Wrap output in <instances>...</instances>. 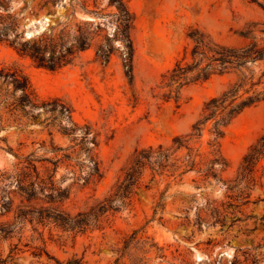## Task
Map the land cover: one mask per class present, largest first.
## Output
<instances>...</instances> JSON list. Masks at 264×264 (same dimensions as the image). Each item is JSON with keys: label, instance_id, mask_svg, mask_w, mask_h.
<instances>
[{"label": "rangeland", "instance_id": "rangeland-1", "mask_svg": "<svg viewBox=\"0 0 264 264\" xmlns=\"http://www.w3.org/2000/svg\"><path fill=\"white\" fill-rule=\"evenodd\" d=\"M124 1L134 15L130 33L132 81L125 74L117 50L106 65L94 61L90 50L73 65L48 71L35 67L6 42H0V71L25 77L38 103L60 100L70 108L75 123L89 124L98 135L99 144L94 153L101 169L99 180L80 187L74 183L71 168L60 166L57 170V187L69 189L68 198L59 208L71 215L88 210L108 193L135 150L159 144L168 146L175 136L190 133L192 125L201 118L206 101L218 97L242 74L247 78L252 76L243 88L247 89L249 82H256L264 70L262 63L259 66L247 63L240 71L215 74L182 87L178 100L166 99L163 95L168 89L162 87V76L177 61L183 65L192 61V32L199 31L213 42L229 47L246 46L253 36L263 44L260 39H264V33L260 29H264V0ZM99 2L104 8L107 0ZM73 8H76L75 18ZM108 12L111 8L103 13ZM7 14L16 17L18 33L23 39H27L23 35L27 23L36 26L29 37L35 38L56 24L59 29L64 24L83 20L81 16L86 15L79 11L77 0H55L54 4L52 0H0V16ZM99 20L103 37L112 36L111 18L103 15ZM251 29L253 35L248 34ZM117 45L114 42L115 48ZM261 87L255 86V90ZM5 89L6 84L0 81V92ZM32 112H40V116L27 118L18 111L3 109L0 104V173L14 170L19 162L15 155L26 156L33 151L43 154L38 144L41 140L48 144L50 140L46 130L41 132L42 122L49 114L43 113L41 107ZM61 120L66 122L65 118ZM19 122L27 124L21 128ZM212 127L213 121L208 122L201 138H193L190 145L200 148L207 157L212 151H219L226 163L219 171L221 181L203 182L195 173L156 179L150 189L143 185L137 188L131 206L109 217L102 229L71 233L52 224L30 222L28 218L17 221L20 199L12 193L14 184L3 183L0 231L9 224L14 228L8 234L0 232V264H65L73 259L83 264H116L117 259V264H235V259L239 260L238 264H253L243 262L245 253L255 255V264H264V186H256L249 202L239 207L236 206L241 202L229 199L231 193L226 191V184L234 179L243 156L264 135V102L245 109L222 128L220 138L215 137ZM51 130L56 144L63 147L69 144L68 138L56 132V126ZM79 160L87 161L84 155ZM78 169L75 168L76 173ZM144 181H148V176ZM162 192L164 209L153 214ZM8 196L13 204L6 212ZM212 202L218 206L224 204L223 225L214 223L207 212L206 204ZM197 214L207 223L198 227L194 222ZM134 231L136 238L121 256L119 250L124 240Z\"/></svg>", "mask_w": 264, "mask_h": 264}, {"label": "trees", "instance_id": "trees-1", "mask_svg": "<svg viewBox=\"0 0 264 264\" xmlns=\"http://www.w3.org/2000/svg\"><path fill=\"white\" fill-rule=\"evenodd\" d=\"M99 1L77 0L79 11L91 16L92 20H77L64 24L59 29L57 28L59 25L56 24L49 31L35 38H22L18 33L15 16L11 14L0 16V42H6L19 57L28 59L35 67L48 71L71 66L90 50L93 51L94 61L106 65L117 50L125 74L132 81L133 44L130 33L134 24V15L124 0H107L104 8ZM54 2L55 0H52L53 4ZM108 8H111V12L104 14L103 12ZM75 15L76 8H73L72 17L75 18ZM103 15L111 18L114 24L112 36L105 34L103 37V26L99 20ZM260 32L264 33V29H260ZM248 34L253 35L254 29L248 31ZM190 37L194 43L190 52L192 61L184 65L182 61H177L173 68L162 76L164 82L162 87L168 89V93L163 95L166 99L173 97L178 100L182 87L193 82L205 81L212 75H222L233 70L240 71L247 63L264 65L262 38L260 39L262 45L253 36L251 43L236 48L215 43L199 31L192 32ZM114 42L118 44L116 48ZM242 75V78L231 84L218 97L211 98L203 104L201 118L192 125L190 133L175 136L168 146L159 144L135 150L130 161L122 168L121 176L108 193L88 210L71 215L59 208V205L68 198L69 189L57 187L55 182L57 170L60 166H64L65 169L71 168L74 183L80 184V187L99 180L101 169L94 153V149L99 144L98 135L93 132L89 124L80 126L75 123L71 110L66 104L58 99L38 103L25 77L16 72L4 73L1 70L0 81L7 86V89L0 92V104L3 109L13 113L18 111L22 116L35 119L40 116V112L33 114L32 111L41 107L43 113L49 114V117L44 118L42 122L41 132L46 130L50 140L48 144L45 140H41L38 144V149L43 151L42 155H37L36 151L26 156L15 155L19 162L14 166V170L9 174L6 171L0 173V198H3L1 195L3 183L7 182L9 186L14 184L12 193L20 199L15 217L17 221L23 222L28 218L30 222L35 221L41 225L52 224L65 232L85 233L87 230L102 229L103 222H107L109 217L131 206L137 188L143 185L145 189H150V184L156 179L176 178L195 173L203 182L210 179L221 181L219 171L223 170L226 163L219 151H212L207 157L200 152V148L191 147L190 142L193 138H201L203 127L210 121H213V134L220 138L223 134L222 128L245 109L264 102V70L256 82H249L247 89L243 88L247 85V79L251 80L252 76L247 78L246 75ZM258 85L262 87L256 91L255 86ZM63 118L66 120L65 123L61 120ZM18 124L23 128L27 123ZM54 126L59 136L68 138L69 144L65 147L55 143L54 133L51 130ZM47 153L51 156H47ZM83 155L86 162L79 160ZM75 168H79L78 173L75 172ZM147 176L148 181L145 182ZM263 180L264 135L249 148L237 168L234 179L226 184V191L231 193L229 199L241 202L236 207L246 205L252 190L256 186L260 188L264 186ZM162 197L163 192L153 208V214L164 209ZM5 203L8 205L6 212H9L13 204L12 198L8 196ZM37 204H40V207L33 206ZM44 204H48L49 207L43 206ZM222 207L224 204L220 206L215 205L214 202L206 204L210 218L214 223L221 225L224 224ZM194 222L198 227L202 223H207L200 214L196 215ZM12 226V224L5 225L0 232L11 233L14 228ZM136 235L137 231H134L127 240H124V245L119 250L121 256L128 251ZM245 255L243 262L251 261L253 264L257 262L255 255L250 253ZM233 263L240 262L235 259ZM65 264L83 263L73 259Z\"/></svg>", "mask_w": 264, "mask_h": 264}, {"label": "water", "instance_id": "water-1", "mask_svg": "<svg viewBox=\"0 0 264 264\" xmlns=\"http://www.w3.org/2000/svg\"><path fill=\"white\" fill-rule=\"evenodd\" d=\"M81 18H82L83 20H92V17H91V16H87V15L81 16ZM43 21H45V18H44ZM43 21H42V22H43ZM32 28H33V31H32ZM34 31H36V26L32 27V26L30 25V23H27V24L25 25V30H24V32H23V35H24L25 38H29V37L32 36V33H33Z\"/></svg>", "mask_w": 264, "mask_h": 264}]
</instances>
